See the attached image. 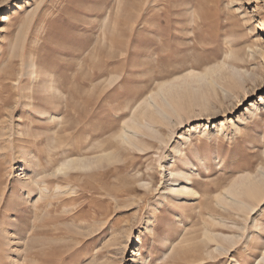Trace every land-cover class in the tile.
I'll return each instance as SVG.
<instances>
[{
    "label": "rangeland",
    "instance_id": "1",
    "mask_svg": "<svg viewBox=\"0 0 264 264\" xmlns=\"http://www.w3.org/2000/svg\"><path fill=\"white\" fill-rule=\"evenodd\" d=\"M263 173L264 0H0V264H264Z\"/></svg>",
    "mask_w": 264,
    "mask_h": 264
},
{
    "label": "bare ground",
    "instance_id": "2",
    "mask_svg": "<svg viewBox=\"0 0 264 264\" xmlns=\"http://www.w3.org/2000/svg\"><path fill=\"white\" fill-rule=\"evenodd\" d=\"M194 77H202V76L194 75V76H190L188 78H194ZM186 80H187V78L183 79L181 84H177V85L176 84H169V86L167 88H164V87L161 88V92H160L161 95L164 96L165 94H167L166 96L162 97V101H163L165 106L166 105L169 107L172 106L170 104V102H176L177 99L180 98L179 97L180 94L178 92H179V90H182L181 88H184L185 86H191L192 85L191 82H187ZM178 85H179V87H177ZM149 104H152L153 107L156 106V104L154 102L151 103L149 101ZM140 126L141 125L138 124L135 119H132V126L129 125V127H128L126 125L125 126L126 128L124 130L125 133H124V135L122 134V136L120 135L121 137H119V139L123 140V142H126L128 144L131 143L133 140H131V137H129V136L127 137V134L129 132L131 133V129L133 130V128H136V129L141 128ZM132 136L134 137L135 135L133 134ZM112 159H113V156L111 153H106L105 151L102 152V150H101V153L97 154L95 157H92V158H80V159L78 158V159L69 160L68 163L66 164V167H64V169L62 171H64V170L65 171H79V172L80 171H84V172L95 171L98 168L105 167V162L111 163ZM170 175L173 177H178V178L181 176V175H175L173 172H171ZM174 182L177 183L178 181L176 180ZM189 182L190 181L187 179V183H189ZM180 185H173L170 189L171 192L177 194L178 196L185 195V194L190 195L193 193L188 184H183L182 187H180ZM238 187L241 190V192H240L241 196H246V197L250 196L252 198H258V197L262 196L264 193V173H263L262 177H260V178H254L253 177V179H251L250 176H247L246 179H244L242 181V183L239 184ZM236 191H238V190H236ZM229 198H230V195H229ZM233 198L231 200H233ZM206 236H209V235L206 234ZM215 240L216 239H214V241Z\"/></svg>",
    "mask_w": 264,
    "mask_h": 264
}]
</instances>
